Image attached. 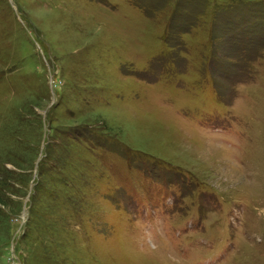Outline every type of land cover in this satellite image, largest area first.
<instances>
[{
    "label": "rangeland",
    "instance_id": "obj_1",
    "mask_svg": "<svg viewBox=\"0 0 264 264\" xmlns=\"http://www.w3.org/2000/svg\"><path fill=\"white\" fill-rule=\"evenodd\" d=\"M0 264H264V0H0Z\"/></svg>",
    "mask_w": 264,
    "mask_h": 264
}]
</instances>
